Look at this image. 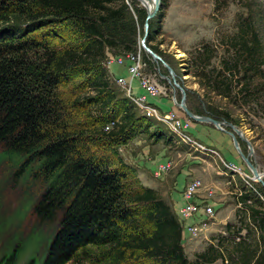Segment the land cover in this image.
<instances>
[{"label":"trees","instance_id":"trees-1","mask_svg":"<svg viewBox=\"0 0 264 264\" xmlns=\"http://www.w3.org/2000/svg\"><path fill=\"white\" fill-rule=\"evenodd\" d=\"M120 1L0 0V27L14 18L28 24L0 32V168L3 183L31 199L10 218L0 205V264H19L40 240L41 264H212L222 259L218 253L188 260L181 218L117 153L152 128L149 118L135 116L139 110L128 97L114 93L103 65L106 49L119 44L99 24L123 18L125 7L114 8ZM162 6L156 28L150 21L148 44L161 29L168 3ZM232 41L237 61L225 62L226 73L208 83L230 97L234 71L240 69L244 98L250 99L248 78L262 73L264 55L253 14L241 21ZM198 57L206 67L214 50L205 46ZM151 137L172 142L159 133ZM27 215L33 226L18 228ZM253 215L264 232V212ZM41 226H49V233ZM240 247L241 264H264L262 251ZM25 264L38 263L29 259Z\"/></svg>","mask_w":264,"mask_h":264},{"label":"rangeland","instance_id":"rangeland-1","mask_svg":"<svg viewBox=\"0 0 264 264\" xmlns=\"http://www.w3.org/2000/svg\"><path fill=\"white\" fill-rule=\"evenodd\" d=\"M164 1L168 3V7L163 11L165 13L161 19V29L156 39L149 45L155 47L158 50V55L174 70L177 84L185 88L186 105L188 104L190 109L198 116H207L227 124L232 123L248 136H252L254 139L259 138L261 144L264 145V55L262 73L254 76L249 75L248 78L251 82L249 90L252 96L250 99L244 98L243 86L246 80L243 77V71L240 69L234 71L235 77H232L234 81L233 92L230 97L221 95L208 83L209 78H215L220 72L226 73L224 70L225 62L233 64L237 61L239 52L234 47L232 40L239 33L241 21L246 20L250 14H253L256 30L264 40V0H161V3L164 4ZM121 6L125 7L123 18L99 24L100 31L107 38L119 44L117 49H106L107 58L103 63L112 90L120 99H127L126 90L117 84L113 75L109 73V68L112 66V74H116L114 70L118 66L126 72L127 77L125 78L129 79L128 67L130 66L131 57L135 56L141 63L143 76L154 80L161 88L159 96L148 97V99L167 100L174 105L175 101L180 103L182 93L175 86L168 70L162 63L155 62L141 48L140 41L144 36L146 9L132 0H122L114 8L118 9ZM161 9L158 15L151 20L154 28L158 24ZM21 24L23 23L14 18L11 22L1 25L0 32L15 28V26L27 27L28 25ZM205 46H210V49L214 50V57L210 65L206 67L198 57L200 50ZM127 47L132 50L126 51ZM116 60H123V65L110 63ZM239 62L240 64L243 63L242 60ZM226 76L228 77V73ZM94 94V92L90 93L91 96ZM175 107L182 111L176 105ZM158 111L160 110L158 109ZM169 112H172V110ZM225 115H228L229 119ZM135 116L137 118L145 117L140 111H136ZM150 120L152 125L150 133L139 136L138 146L135 145L131 148L124 145L117 148V153L123 162L134 167L137 174L138 169L136 167L140 166L148 172L153 171V166L155 170L162 165H171L172 168L171 162L159 165L157 163L155 167L158 140L156 137H151V134L159 133L164 137L171 138V144L176 145L175 147H178V145L179 147H186L170 136L166 126L156 124L153 119ZM181 120L192 121L187 117ZM225 129L231 131L228 127ZM238 141L242 153L247 156L250 153L248 145L239 138ZM113 149L110 147H94V150L98 152L110 153L113 152ZM187 151L192 156H197L202 165L206 166L207 173L213 177L212 181L208 182L211 190L216 189L224 198L221 200H226L224 202L228 203V208L222 211L221 214L219 211L216 212L214 208V218L207 220V226L203 230L197 231L196 236L183 232L184 248L188 260L195 263L198 256L202 254L216 256L220 253L222 259L212 264H241L240 252H238L239 255L236 252L241 249L240 244H246V247L249 246L258 253L262 251V254H264V232L260 228L259 217L253 215L254 210L264 212V193L261 191V184L252 181L255 178L252 176L247 164L244 162L243 170L238 169L236 166V169L230 170L229 167L232 165L213 154L212 150L195 151L186 147ZM235 152L238 153L236 148ZM254 156L256 157V163L264 169V147L259 145ZM209 159H212V162ZM154 172H152V178L161 181L165 177H170L171 169L166 173H162L158 178L154 177ZM260 176L264 180V170L260 171ZM3 182H5L4 169L0 168V205L6 218H10L11 213L22 209L27 201L31 199L20 192L14 191L9 183ZM35 193L36 191H32L31 195L33 196ZM244 196L248 198L246 202L242 203ZM160 197L164 200L163 196ZM33 222L31 215H27L24 221L20 222L18 228H31ZM16 225V223L13 224V226ZM39 229L43 230L44 234L49 233V226H41ZM29 259H36L38 264L43 262V241L40 240L38 247L37 245L30 246L20 257L19 264H25Z\"/></svg>","mask_w":264,"mask_h":264},{"label":"crops","instance_id":"crops-1","mask_svg":"<svg viewBox=\"0 0 264 264\" xmlns=\"http://www.w3.org/2000/svg\"><path fill=\"white\" fill-rule=\"evenodd\" d=\"M116 66V65H115ZM114 67V66H113ZM112 66L109 68V73L113 75L114 79L117 78H125L127 77L126 72L121 70L118 66L115 68L116 74H112ZM134 92L137 95H142L144 92L139 88L138 83H133ZM152 106L159 109L162 113L166 114L169 111H174L181 119H185L186 115L178 110L172 102L162 101L158 99H148ZM149 103V104H150ZM188 109L191 113L196 115L194 111L190 109L187 104ZM198 116V115H197ZM220 121V120H219ZM241 128V127H240ZM228 131V130H227ZM188 133L192 136L193 139L198 141L202 146L206 148L203 151H210L217 155L220 159L225 162L230 163L231 165L236 166L238 169H244V160L241 156L235 152L234 142L231 136L227 134L225 131H221L217 129L210 123H198L195 121H191V125L188 129ZM245 138L250 141L252 147L255 151L260 145V147H264L262 145L261 140L259 138H253L252 136H248L245 132ZM140 139L137 137L136 139L130 141L127 145L129 147L138 146ZM163 142V143H162ZM242 142H244L242 140ZM246 143V142H244ZM247 144V143H246ZM185 145V144H184ZM176 146V145H175ZM170 143H165L164 141H158V153L155 157V167L159 164H167L168 162L172 163L171 174L170 177L161 181H157L153 179L152 172H154L155 168L153 166V171L148 172V170H144L140 167H136L138 169V178L142 182V184L155 190L160 196L164 197V201L168 203L171 207L173 213L179 217L180 211L185 207L186 200L184 197V192L186 185L190 183L194 179H199L203 181V188L199 191V193L195 196L193 201L197 203L206 202L210 205H213L216 212L219 211L221 214L222 211L226 210L228 207V203L226 204V200L224 199L217 190H211V187L208 182H211L213 177L212 175L207 173L206 166H203L200 162L199 158L195 155L192 156L191 153L186 152V147H175ZM190 148V147H189ZM262 149V148H261ZM189 150V149H187ZM196 157V158H195ZM213 159V158H212ZM212 159H209L212 162ZM215 160V159H213ZM252 163L255 162V165L258 167L259 171L264 170L261 165L256 163V157H252ZM255 160V161H254ZM129 164V163H128ZM130 165V164H129ZM151 177V178H150ZM212 191V192H211ZM211 192V193H210ZM161 193V194H160Z\"/></svg>","mask_w":264,"mask_h":264},{"label":"built area","instance_id":"built-area-1","mask_svg":"<svg viewBox=\"0 0 264 264\" xmlns=\"http://www.w3.org/2000/svg\"><path fill=\"white\" fill-rule=\"evenodd\" d=\"M132 58V59H131ZM130 59V66L128 67L127 78L115 79L117 84L123 87L128 98L135 105V107L147 118L155 120L158 124H162L167 127L168 132L172 138L181 142L195 151L206 150L198 141L189 135L188 129L191 122L189 120H181L176 112L161 113L158 109L148 102V97H157L160 94L161 88L156 82L150 78L143 76L141 69V63L132 56ZM123 65V60L111 61L110 63ZM138 82L139 88L144 92L142 95H137L134 92L133 83ZM113 128V125L106 127V131L109 132ZM171 169V165H162L154 172V177L158 178L162 173H166ZM230 170L236 169L234 165L229 167ZM202 181L194 179L190 182L184 192L186 200L185 207L180 211L179 216L183 225V229L188 235L196 236L197 231L203 230L207 225V220H212L215 216L214 207L206 202L197 203L193 201L195 196L199 193L203 187Z\"/></svg>","mask_w":264,"mask_h":264},{"label":"water","instance_id":"water-1","mask_svg":"<svg viewBox=\"0 0 264 264\" xmlns=\"http://www.w3.org/2000/svg\"><path fill=\"white\" fill-rule=\"evenodd\" d=\"M161 7H162L161 0H154L153 7L150 10H146L147 16H146L145 25H144V36L140 41L141 48L148 55H150L155 62L163 64V66L168 70L170 76L172 77V79L175 83V86L180 89V91L182 93V100L180 103L175 101V105L179 109H181L182 112L186 115V117L189 118L190 120L198 122V123H205V122L210 123L213 126H215L217 129L227 132V134L232 137L236 150L240 154L241 158L247 164L248 168L251 171L252 176L255 178L252 181L261 184V186L264 188V180L260 176V171H259L258 167L254 163H252V161L250 160L254 156V149H253L250 141H248L245 138L244 133L240 129H238L235 125H233L232 123L227 124L226 122H221V121L215 120V119L207 117V116H197V115H194L193 113H191L190 110L188 109L187 105H186L185 88L181 87V86H179V84H177L176 74H175L174 70L162 59L161 56H159L156 52H154V50H152L150 48V46L148 44L150 21L153 20L158 15ZM226 127H228L231 131H227L225 129ZM238 138L247 143L249 150H250V153L247 156L242 153Z\"/></svg>","mask_w":264,"mask_h":264},{"label":"bare ground","instance_id":"bare-ground-1","mask_svg":"<svg viewBox=\"0 0 264 264\" xmlns=\"http://www.w3.org/2000/svg\"><path fill=\"white\" fill-rule=\"evenodd\" d=\"M132 1L138 2L146 10H150L154 5V0H132ZM250 179L252 180V178Z\"/></svg>","mask_w":264,"mask_h":264}]
</instances>
